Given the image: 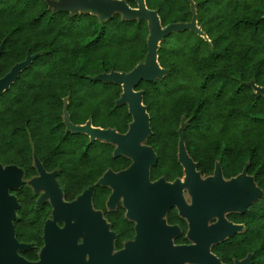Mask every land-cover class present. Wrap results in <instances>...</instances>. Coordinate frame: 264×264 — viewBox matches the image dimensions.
I'll list each match as a JSON object with an SVG mask.
<instances>
[{
  "label": "trees",
  "instance_id": "16d2710c",
  "mask_svg": "<svg viewBox=\"0 0 264 264\" xmlns=\"http://www.w3.org/2000/svg\"><path fill=\"white\" fill-rule=\"evenodd\" d=\"M135 6L134 0H127ZM161 25L188 22L195 14L204 35L183 28L165 34L157 60L161 76L141 78L151 132L145 142L157 155L150 178L172 180L183 174L178 160L179 131L188 155L203 174L216 163L230 177L246 168L260 197L229 217L244 228L213 244L223 260L251 254L249 264H264V0H145ZM148 22L118 11L100 19L87 10L52 9L46 0H0V77L14 63L33 55L0 92V162L21 167L24 177L37 173L34 159L55 171L66 200L93 186L92 204L103 209L116 231V245L133 235L132 222L119 203L107 210L111 191L97 179L130 163L113 154L115 144L85 132L66 130L64 111L75 124L114 127L125 132L132 120L126 102L116 103L122 86L95 78L111 70L129 71L147 53ZM18 205L14 233L28 244L19 252L38 258L50 203H37L27 183L10 190ZM170 222L184 221L174 209Z\"/></svg>",
  "mask_w": 264,
  "mask_h": 264
},
{
  "label": "water",
  "instance_id": "95a60500",
  "mask_svg": "<svg viewBox=\"0 0 264 264\" xmlns=\"http://www.w3.org/2000/svg\"><path fill=\"white\" fill-rule=\"evenodd\" d=\"M134 1L135 6H131L127 0H70L67 4L53 0L52 4L54 9L61 8L71 12H76L77 9L87 10L96 13L100 19L118 11L123 17L145 18L148 22L145 59L129 71L111 70L95 76L121 84L122 92L116 103L128 104L132 115L128 129L119 132L114 127L93 125L89 119L84 123L75 124L64 111L66 130L85 132L90 139L98 138L115 143L114 155L121 153L132 158V162L125 168L117 171L107 169L106 173L99 177L100 182L99 178L97 182L111 188L106 201L109 207H113L121 198L126 215L136 219L135 239L128 241L121 250L112 252V232L108 230L105 219L100 216L98 210L93 209L91 203L93 186L84 189L77 199L67 201L62 198L56 181L58 190L47 188L54 205V220L46 219L43 224V245L38 251V258H26L19 250L28 244L19 241L14 233L13 219L18 201L16 195L10 192L12 188L22 184L20 177L23 171L14 163L0 162V264H182L184 260L223 264L209 251L208 245L213 240L232 235L241 224H233L220 218L207 227V217L214 214L221 217L222 212L227 209L244 211L248 199L252 195L261 194L260 187L256 183L253 184V176L246 172V168L230 177L227 183H222L223 174L216 163L213 174L201 178L196 162L186 151L181 127L178 129V160L183 166L184 181L180 178L169 181L164 176L150 179V167L155 164L157 155L151 145L140 142L151 132V127L149 114L142 101V90L135 89L134 86L141 78L153 79L164 73L165 68L161 67L157 60V48L165 34L183 28L194 29L202 35L204 33L197 25L195 14L188 22H171L163 26L157 11L148 8L145 0ZM46 2L49 3V0ZM1 46L2 44L0 49ZM33 57L34 54L27 55L0 77V92L8 88L18 72L27 66ZM186 185L194 195L191 205L186 204L181 195V188ZM216 189H219V192L211 196ZM43 199L45 198L37 202ZM174 203L178 205L181 213L188 216L189 234L196 244L171 245L170 236L177 232L178 228L176 225L166 224L162 215ZM59 219L64 220L63 226L55 223V220ZM84 229L83 241L77 243L76 238ZM86 253L88 258H85ZM250 257L251 254L248 253L235 263L249 264Z\"/></svg>",
  "mask_w": 264,
  "mask_h": 264
},
{
  "label": "flooded vegetation",
  "instance_id": "af4514ba",
  "mask_svg": "<svg viewBox=\"0 0 264 264\" xmlns=\"http://www.w3.org/2000/svg\"><path fill=\"white\" fill-rule=\"evenodd\" d=\"M154 149V148H153ZM155 151V150H154ZM156 153V152H155ZM129 158H130V163L132 162V158L130 157V156H128ZM129 163V164H130ZM182 168H183V166H182ZM213 172L214 171H212L211 173H208V174H203V173H199V176L201 177V178H206L207 176H211L212 174H213ZM184 172H183V174L181 175V176H177V177H175V178H180V180L181 181H184ZM162 176V175H161ZM234 176V175H233ZM160 177V176H159ZM158 177V178H159ZM230 177H232V176H230ZM230 177H226V176H224V175H222V183H227L229 180H230ZM174 178V179H175ZM151 179V178H150ZM157 179V178H156ZM174 179H172V180H169V181H173ZM151 180H155V179H151ZM167 180V179H166ZM35 192V191H34ZM217 192H219V189H216L215 191H213L212 193H211V196L213 195V194H216ZM61 193H62V191H61ZM80 194V193H79ZM78 194V195H79ZM78 195H76L73 199H71V200H75V199H77V196ZM181 195H182V198L184 199V201L186 202V204H188V205H191L192 203H193V198H194V195H193V192L191 191V189H190V187L188 186V185H186V186H182V188H181ZM62 198L64 199V200H66L64 197H63V193H62ZM107 199H108V197H107ZM107 199H106V201H107ZM121 199V198H120ZM120 199L115 203V205L113 206V207H109L108 206V204H107V202L105 201V205H106V209L107 210H113L114 208H116L117 207V205L119 204V203H121L120 202ZM48 201L49 203H50V215L47 217V219H53V217H54V205H53V203H52V201H51V199H43L42 201H40V202H43V201ZM71 200H67V201H71ZM122 200V199H121ZM36 201H37V199H36ZM40 202H37V203H40ZM91 203H92V200H91ZM121 205L123 206V204L121 203ZM92 206H93V204H92ZM124 207V206H123ZM93 209L94 210H98L99 211V213H100V216L103 218V219H105V222L106 223H108V230L109 231H111L112 232V252H116V251H118V250H121L122 248H124V246H125V244L128 242V241H131V240H134L135 239V234H136V223H137V221H136V219H134V218H132V217H129V216H127L126 215V208L124 207V209H125V211H124V216L127 218V219H129L131 222H132V226H133V230H134V232H133V235L132 236H130V237H127V238H124L123 240H121V245H119V246H117L116 245V231L111 227V223H110V221L108 220V218L106 217V215H105V213H104V211H103V209H101V208H96V207H94L93 206ZM170 209H174L175 211H176V213H177V216L179 217V219L181 218L183 221H184V226L183 225H181L179 222H170L168 219H167V213L169 212V210ZM231 212H242V211H240V210H238V209H227V210H225V211H223L222 212V215H221V217L218 215V214H214V215H210L209 217H207V219H206V223H205V225L208 227V226H210V225H212V224H214V223H216L220 218H224L226 221H229V222H232L233 224H241V225H243V228H244V222H242V221H236V220H233V219H231L230 217H229V213H231ZM162 218L165 220V223L166 224H170V225H176L177 226V228H178V230H177V232H175L174 234H172L171 236H170V240H171V245L172 246H175V245H179V244H196L197 242L193 239V238H191V236H190V234H189V230H190V220H189V218H188V216L187 215H185V214H183V213H181V211H180V209H179V207H178V205L176 204V203H174L173 205H171L169 208H167L166 209V211L164 212V214L162 215ZM72 221H74L73 219H72ZM55 223L58 225V226H63V224H64V220H61V219H59V220H55ZM242 228V229H243ZM242 229H240V230H242ZM239 229L238 230H236L235 232H237V231H240ZM43 233V232H42ZM84 234H85V229L77 236V238H76V242L77 243H79V242H82L83 241V237H84ZM228 236H230V235H225L224 236V238H222V239H219V240H217V241H215V240H213V241H211L210 243H209V251L212 253V254H214L218 259H219V262L220 263H223V264H236L235 262H236V260H242L244 257H234L233 258V260L231 261V262H227V261H223L214 251H213V249H212V246H213V244H215V243H217V242H219V241H222V240H224V239H226ZM43 238V237H42ZM43 245V244H42ZM85 258H88V253H86V255H85ZM182 264H206V263H201V262H199V261H197V260H184L183 262H182Z\"/></svg>",
  "mask_w": 264,
  "mask_h": 264
},
{
  "label": "rangeland",
  "instance_id": "374dc122",
  "mask_svg": "<svg viewBox=\"0 0 264 264\" xmlns=\"http://www.w3.org/2000/svg\"><path fill=\"white\" fill-rule=\"evenodd\" d=\"M55 2H60V3H63V4H67V2H69L70 0H54ZM53 0H49V3H48V6L52 9H54V5L52 4ZM79 11V9H77ZM255 91L257 92H262L264 91V86H258V85H253ZM141 144H145V139H142L141 141ZM115 144V143H114ZM116 145V144H115ZM34 163H35V166H36V169H37V173L31 177H24V175L22 174L21 177H20V183H27L31 186V188L33 189V191H35L38 196H37V200L39 201L40 199L42 198H45V199H51V196L49 195L48 193V190L47 188H54L55 190L58 188L55 186L56 185V177L54 178L53 176V173L55 174V171H47V170H44L42 165H40V161L38 159H34ZM53 172V173H52ZM106 172L103 173V175L105 174ZM100 180V178L98 179V181ZM100 182V181H99ZM253 184H255V182H253ZM49 186V187H48ZM61 194V193H60ZM260 197V193L259 194H255V195H252L248 201H247V205L252 202V201H255L257 200L258 198ZM120 202L122 203V200L120 199ZM246 205V206H247ZM55 214V213H54ZM53 220H54V217H53ZM108 224V223H107ZM243 228V225L240 226L239 230Z\"/></svg>",
  "mask_w": 264,
  "mask_h": 264
}]
</instances>
